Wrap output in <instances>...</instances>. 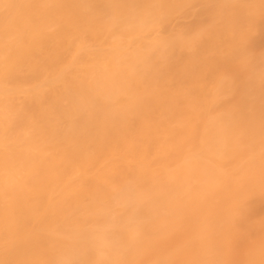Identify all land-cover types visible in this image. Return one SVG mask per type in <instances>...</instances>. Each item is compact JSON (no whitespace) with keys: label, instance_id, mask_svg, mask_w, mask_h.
<instances>
[{"label":"bare ground","instance_id":"1","mask_svg":"<svg viewBox=\"0 0 264 264\" xmlns=\"http://www.w3.org/2000/svg\"><path fill=\"white\" fill-rule=\"evenodd\" d=\"M0 264H264V0H0Z\"/></svg>","mask_w":264,"mask_h":264}]
</instances>
